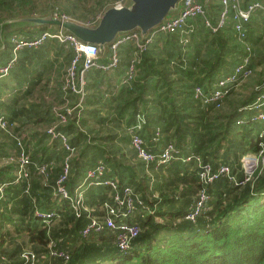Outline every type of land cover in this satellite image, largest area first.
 <instances>
[{"label": "trees", "instance_id": "trees-1", "mask_svg": "<svg viewBox=\"0 0 264 264\" xmlns=\"http://www.w3.org/2000/svg\"><path fill=\"white\" fill-rule=\"evenodd\" d=\"M51 1L0 0V24L48 11L87 24L96 22L98 13L85 18L84 10L78 9L87 0L40 7V2ZM253 1L264 2L242 0L241 6ZM222 7L220 0H211L204 17L188 18L183 32L155 33L141 51L130 41L119 44L118 64L110 75L86 72L83 100L71 115L65 108L78 103V96L64 89V83L76 55L74 47L48 38L38 47L16 51L14 65L0 77V116L7 123L6 129L0 128V264H32L24 254L33 256V264H264V164L243 182L247 174L241 163L248 153L260 159V151L264 155V121L256 119L264 104L253 107L264 93V49L260 48L264 33L253 24H264V14L255 12L242 22L240 37L231 7L224 24L217 27ZM13 34L26 39L39 35L24 29L5 33L0 66L12 57ZM107 49L110 57L113 52L109 45ZM50 50L55 52L51 61ZM131 62L133 76L121 83ZM242 64L243 72L226 84L219 107L195 97V88L211 92ZM54 65L68 66L62 81L48 93L50 100H35L41 74L32 80L34 69ZM245 72L249 73L244 78ZM253 77L251 89L241 91V82ZM62 115L66 122H61ZM139 116L143 122L136 131ZM50 126L67 137L73 148L70 156L61 139L47 132ZM134 133L151 152L172 144L179 153L165 163L146 162L131 144ZM21 150L28 158L29 176L17 180V164L6 159ZM68 156V171L60 185L71 196L82 194L79 216L71 210L69 199L57 192ZM195 157L213 167L227 165L235 181L220 176L201 183ZM98 161L105 166L100 179H117L120 185L130 186L145 205L128 218L141 231L127 251L115 245V232L110 229L87 237L80 234L91 217L102 216V203L112 202L107 186H87L86 173ZM42 165L44 174L37 169ZM201 190L209 194L207 209L195 221L185 219ZM36 210L55 211L58 216L46 223L35 215ZM23 232L27 238L18 241ZM50 242L66 251L69 259L50 256Z\"/></svg>", "mask_w": 264, "mask_h": 264}, {"label": "built area", "instance_id": "built-area-1", "mask_svg": "<svg viewBox=\"0 0 264 264\" xmlns=\"http://www.w3.org/2000/svg\"><path fill=\"white\" fill-rule=\"evenodd\" d=\"M242 0H220L222 4V10L219 14L217 27L224 24L229 14V7L233 8V20L236 22L235 29L239 33L240 37H243L244 33L242 31V22H245L249 19L250 15L255 12H261L264 14V2L262 1H253L246 5V7L241 6ZM126 2V0H113L112 5L119 6ZM54 14V13H53ZM55 16H59L54 14ZM197 15L205 16L206 9L202 3L198 0H182L181 8L179 13L173 15L169 18L161 21L152 31H150L145 38L140 36L138 31H132L130 33L120 35L117 37L109 46L112 50V55L110 56L109 62L104 64L98 63V54L97 47L91 44H84L78 41L74 36L70 34H65L62 30L58 29V32L51 33L48 31H42L39 35L34 36L33 38L26 39L17 34H13L11 41L14 43L12 57L6 64L0 66V77L6 76L10 68L14 65L16 60V51L22 47H38L48 38H56L61 42L69 43L74 47L76 55L68 68L64 89L69 90L72 94L78 96V103L73 106H68L65 108V111L68 114H72L75 111V108L79 106V103L83 100L84 97V85H85V74L88 70L93 67H100L104 69L114 68L118 64V57L116 55V48L119 44H122L126 41H130L134 44L136 48L140 51L145 49L146 45L151 42L152 37L155 33H170L176 30H181L183 32L184 25L186 20L190 17H195ZM63 18H69L66 16H59ZM97 20V19H96ZM207 25H210L209 21L206 20ZM87 24V23H86ZM217 27H212L214 30ZM247 61V59L245 60ZM80 62V65H79ZM134 62H131L129 69L126 73V77L123 78L121 83L128 82L133 76ZM243 72V64L238 65L234 72L230 75H227L220 79L216 87L213 88L211 92H204L200 87L195 88V97L200 98L203 103H214L217 107L223 101L224 96L227 93L225 86L229 82L236 80L237 76ZM249 72H245L243 77L245 78ZM224 88V89H222ZM264 104V93H262L253 104L254 108H258ZM59 109L58 107H56ZM256 119L264 121V112H260ZM67 117L62 115L61 122H66ZM143 122L142 117H138V124L135 126V130L138 131ZM242 123V121H240ZM0 128L6 129L7 123L3 116H0ZM55 126H50L47 129V132L52 134L53 137H59L63 147L69 151V156L73 152V148L68 143V139L64 134L55 132ZM159 135V131L155 132V136ZM17 143L21 146V141L17 138ZM131 144L134 147L137 157L141 158L146 162L155 161L157 164L168 162L178 155V150L172 145L168 144L160 152L154 153L146 149V146L142 138L134 133L132 134ZM262 156V163L264 164V155L263 151H260ZM65 161L64 174L58 180L57 192L63 199H69L70 208L73 210V213L76 216H79L81 213V208L84 207L81 200L82 194L78 193L73 196L60 185V182L66 177L68 171V158ZM190 158L187 157L186 160ZM196 166L198 167V178L201 183H209L219 178L220 176H227L232 181H235V177L231 175L230 168L227 165H219L213 167L212 164L207 162H202L199 157H195ZM7 163H16L18 166L17 170V180L28 178L29 171L27 170L28 158L23 150L19 154H12L6 159ZM251 168V167H249ZM38 171L42 174L45 173V165L39 166ZM105 169L104 164L101 161H98L94 168H91L86 173V183L87 186L92 185H105L109 188V197L112 202L105 201L102 203L101 207L104 210V213L100 218L91 217L89 222L81 229L80 234L82 237H87L92 233H99L103 228H107L115 232L114 243L121 251H127L130 248L132 240L137 237L141 231L140 226L137 222L128 221V218L133 214L136 208H145L143 200L139 195L134 194L132 188L127 185H120L117 179L106 178L105 180L100 179L99 177L103 174ZM246 177L243 182L247 181L251 174L247 171ZM242 182V183H243ZM2 189L0 188V191ZM209 199V194L204 190H201L198 193L197 198L189 206L188 211L185 215V219L190 221H195V219L202 214L207 209V201ZM35 215L40 217L44 222H50L56 215L55 211L40 212L35 211ZM50 246V256L58 257L62 260L67 261L69 259V254L64 250H59L54 248L52 242L49 243ZM27 260L32 259L33 256L29 257L28 254H24Z\"/></svg>", "mask_w": 264, "mask_h": 264}, {"label": "water", "instance_id": "water-1", "mask_svg": "<svg viewBox=\"0 0 264 264\" xmlns=\"http://www.w3.org/2000/svg\"><path fill=\"white\" fill-rule=\"evenodd\" d=\"M210 0H204V7ZM182 0H126L122 5L108 6L94 24L55 16L53 13L37 16H21L5 20L0 24V49L4 48V35L26 23L31 25H54L65 34L74 36L84 44L97 47V54L110 45L117 37L138 31L142 38L152 31L161 21L179 13ZM21 22L5 32L7 24Z\"/></svg>", "mask_w": 264, "mask_h": 264}, {"label": "crops", "instance_id": "crops-1", "mask_svg": "<svg viewBox=\"0 0 264 264\" xmlns=\"http://www.w3.org/2000/svg\"><path fill=\"white\" fill-rule=\"evenodd\" d=\"M111 1V0H109ZM211 1V0H210ZM46 14H50V12H43L39 13L37 15H46ZM76 20V19H74ZM77 21H80L79 19H77ZM82 22V21H80ZM83 23V22H82ZM254 28L256 31H258L259 33H264V24L261 21H256L254 22ZM27 30V31H35L37 34L42 32V31H53V30H57L58 28L54 25H31V24H24V25H20L19 27H17L14 30H10L7 33H11L14 31H18V30ZM5 46V45H4ZM260 48L263 50L264 49V38L263 41L260 44ZM2 50V49H0ZM108 49L107 47L104 48L98 55V63L99 64H104L106 65L109 62L110 57L108 56ZM55 57V52L54 50H50L49 54L47 55V58L49 61H51L53 58ZM61 57H60V61H61ZM108 61L107 63L104 61ZM67 65L62 66V67H57L56 65H54V67L52 68H46V69H38L37 67L34 69V74L32 75V80H35V77L38 76L39 74H41L40 79H39V86H36L35 92L33 94V98L35 100H39L41 97L45 98L47 101L50 100L48 97V93L52 90V88H54L56 86V82H58L59 80L62 81V77H63V73L66 72L65 70L67 69ZM117 67V66H116ZM110 68V69H104V68H100V67H93L91 68L89 71H87L88 73L91 72V74H94L95 71H103L107 72L108 71V75H110L112 73L113 70H115V68ZM110 70V71H109ZM29 84V83H28ZM43 88V89H42ZM45 88H49L48 91H45ZM47 127V125L45 126ZM36 126H33V129H35ZM43 129V128H42Z\"/></svg>", "mask_w": 264, "mask_h": 264}, {"label": "rangeland", "instance_id": "rangeland-1", "mask_svg": "<svg viewBox=\"0 0 264 264\" xmlns=\"http://www.w3.org/2000/svg\"><path fill=\"white\" fill-rule=\"evenodd\" d=\"M87 1L88 2H84L85 5H81L78 7V9L84 10L85 18H90L92 15H95L96 13H98V16H97V19H98L99 15L103 12V10L105 8H107L108 6L112 5V3L110 4L109 0H87ZM63 3H67V0H52L51 2H40V5H41L40 7L45 9L50 5H54V4H60L61 5ZM96 3H99V4H96ZM39 13L43 14V12H36L35 14H29L26 16H37V14H39ZM16 17H21V16H16ZM20 24H21V22L12 23V25L7 24L5 26V32H7L11 27L12 28L17 27ZM84 24H86V23H84ZM255 78H257V75L255 76ZM255 78L253 77L247 81L241 82V84H242L241 85V87H242L241 91L251 89V87L253 86L252 80H255ZM241 91L239 90L238 94H240ZM241 161H242L241 163H242L243 169L251 175L258 168V166H260V164L262 162V160L260 159V156L257 154H254V153L246 154L245 156H243L241 158ZM249 167H251V168H249ZM156 219L160 220L159 217H156ZM9 227L11 228V225H9ZM25 238H27V235H26V232H23V233H21L20 236H18L17 240L18 241H24Z\"/></svg>", "mask_w": 264, "mask_h": 264}]
</instances>
